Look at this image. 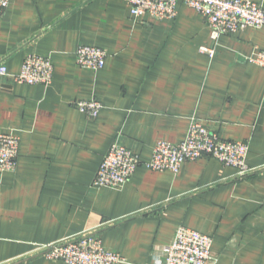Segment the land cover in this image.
<instances>
[{
  "label": "crops",
  "instance_id": "1",
  "mask_svg": "<svg viewBox=\"0 0 264 264\" xmlns=\"http://www.w3.org/2000/svg\"><path fill=\"white\" fill-rule=\"evenodd\" d=\"M264 8V0H256ZM107 53L97 71L75 51ZM213 46L197 11L170 19L130 17L122 0H9L0 17V61L9 75L29 53L47 55L49 85L0 76V132L20 136L13 172H0V264H67L29 253L96 229L120 264H159L178 226L212 236L206 264H264V27L219 37ZM95 99L96 117L77 101ZM224 140L248 144L237 176L213 158L177 173L139 166L122 189L91 187L114 140L148 160L158 139L182 141L191 119Z\"/></svg>",
  "mask_w": 264,
  "mask_h": 264
},
{
  "label": "built area",
  "instance_id": "2",
  "mask_svg": "<svg viewBox=\"0 0 264 264\" xmlns=\"http://www.w3.org/2000/svg\"><path fill=\"white\" fill-rule=\"evenodd\" d=\"M130 17L139 20L148 16L154 20L175 17L178 6L194 9L204 20L213 46H202L201 51L210 58L220 36L234 34L244 28L264 27V8L256 0H122ZM9 6V0H0V17ZM104 49L79 45L75 61L79 67L97 71L105 62ZM248 62L264 68V51L244 57ZM53 65L50 57L39 53L25 56L20 71L9 75L0 61V76H11L14 82L47 86L52 81ZM76 107L87 117L94 118L102 108L95 100H80ZM20 136L15 132H0V172H13L19 154ZM248 144L240 140H224L215 131L197 119H191L185 138L174 143L158 139L148 160L114 140L101 158L91 187L122 189L137 167L152 171L177 173L187 161L213 158L224 166L234 167L237 176H245L256 169L247 166L245 159ZM212 236L185 226H178L171 242L163 249L159 264H206L214 261L211 255ZM31 256H43L67 264H120L125 259L116 251L102 245L96 229L83 231L61 241L38 245Z\"/></svg>",
  "mask_w": 264,
  "mask_h": 264
}]
</instances>
